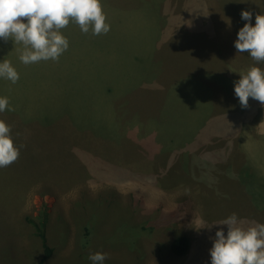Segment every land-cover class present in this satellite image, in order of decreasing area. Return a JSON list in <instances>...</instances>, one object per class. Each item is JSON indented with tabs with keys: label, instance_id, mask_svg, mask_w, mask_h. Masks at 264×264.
Returning <instances> with one entry per match:
<instances>
[{
	"label": "rangeland",
	"instance_id": "obj_1",
	"mask_svg": "<svg viewBox=\"0 0 264 264\" xmlns=\"http://www.w3.org/2000/svg\"><path fill=\"white\" fill-rule=\"evenodd\" d=\"M101 2L110 31L70 22L58 61L25 65L23 44L0 39V62L20 75L0 77L14 108L0 119L20 147L0 168V264L40 261L30 220L44 214L46 264L97 251L104 264H211L220 221L264 223V105L242 108L234 92L241 73L264 70L234 47L241 12L254 26L264 0Z\"/></svg>",
	"mask_w": 264,
	"mask_h": 264
},
{
	"label": "clouds",
	"instance_id": "obj_2",
	"mask_svg": "<svg viewBox=\"0 0 264 264\" xmlns=\"http://www.w3.org/2000/svg\"><path fill=\"white\" fill-rule=\"evenodd\" d=\"M242 11L241 19L248 21L238 32L234 47L238 53H248L256 62H264V14ZM101 0H0V39L10 38L24 46L20 60L33 64L49 59L58 61L69 48V40L61 30L70 22L79 25L81 31L93 35L107 34L111 25ZM0 77L18 82L20 75L8 60L0 62ZM235 82L234 92L242 108L249 107L252 98L264 105V70L252 66L240 74ZM14 111L7 97H0V112ZM12 128L0 119V168L17 162L20 147L11 135ZM227 225L215 234L210 249L211 264H264V223L253 222L245 227L236 213L219 222ZM108 253L94 252L88 259L91 264H104Z\"/></svg>",
	"mask_w": 264,
	"mask_h": 264
},
{
	"label": "trees",
	"instance_id": "obj_3",
	"mask_svg": "<svg viewBox=\"0 0 264 264\" xmlns=\"http://www.w3.org/2000/svg\"><path fill=\"white\" fill-rule=\"evenodd\" d=\"M46 221H47V217L45 214L39 218L38 223L36 222V220H30V222L33 223L34 227L36 228V231H37L36 233L41 238L43 249H44V254H43V257L41 258L39 264H45V262L50 258L51 254L53 253L52 248H50V246L48 244V239L46 237L45 230L43 228ZM87 235L88 234H86V236ZM83 240L85 243L86 242L90 243L87 240V238H83ZM189 247H190L189 238L187 236H181V237L176 238L173 241L171 249L175 255L182 256V255L187 253V251L189 250Z\"/></svg>",
	"mask_w": 264,
	"mask_h": 264
},
{
	"label": "crops",
	"instance_id": "obj_4",
	"mask_svg": "<svg viewBox=\"0 0 264 264\" xmlns=\"http://www.w3.org/2000/svg\"><path fill=\"white\" fill-rule=\"evenodd\" d=\"M41 241V240H40ZM42 245V244H41ZM42 247H43V245H42ZM31 249L33 250V247H31ZM44 250V249H43ZM43 254H44V251H43ZM42 257H43V255H42ZM41 257V258H42ZM41 258H40V260H41ZM38 262H40V261H37V263L36 264H39ZM48 262V260L45 262V264ZM49 263V262H48Z\"/></svg>",
	"mask_w": 264,
	"mask_h": 264
}]
</instances>
